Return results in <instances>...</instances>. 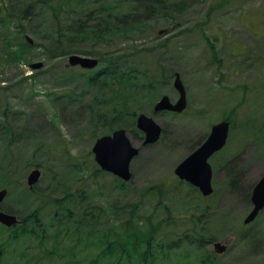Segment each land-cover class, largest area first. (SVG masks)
<instances>
[{"label":"rangeland","instance_id":"1","mask_svg":"<svg viewBox=\"0 0 264 264\" xmlns=\"http://www.w3.org/2000/svg\"><path fill=\"white\" fill-rule=\"evenodd\" d=\"M28 1L0 0V166L7 174L0 169V189L8 190L0 209L23 219L40 208V229L47 230L40 242L28 234L9 241L13 226L0 224V245L5 247L0 264H128V252L120 248L123 234L151 230L159 255L164 250L171 257L158 264H197L198 254L215 253L214 241L226 237L231 245L217 253V264H264V209L244 224L253 207V187L264 174V0H166L167 6L178 5L168 18L152 13L129 36L90 37L58 52L60 25L53 9L37 2L22 11ZM105 1L115 0L53 3L64 8L60 20L69 27L89 14L85 6ZM10 12L16 15L10 17ZM137 18L145 17L141 13ZM160 29L167 31L159 34ZM25 36L33 44L24 54L27 59L8 56L6 40L20 43ZM151 46L156 49L148 53ZM134 49L140 52L132 61L149 65L146 69L155 74L161 63L165 71L153 96L132 104L123 122L109 125L99 116L106 114L111 89L102 79L89 80L99 73L98 66L86 70L66 63L74 53L100 58ZM36 61L43 66L32 68ZM33 72L35 77H29ZM175 72L186 86L187 108L156 111L163 95L179 98ZM139 113L162 126L157 142L143 143ZM225 117L232 122L229 136L208 160L214 190L206 196L179 178L175 168ZM117 128H125L141 149L127 181L103 170L93 151L97 138ZM34 168L42 175L30 187L27 178ZM133 203L136 214L127 227ZM56 215L63 224L55 223Z\"/></svg>","mask_w":264,"mask_h":264},{"label":"trees","instance_id":"2","mask_svg":"<svg viewBox=\"0 0 264 264\" xmlns=\"http://www.w3.org/2000/svg\"><path fill=\"white\" fill-rule=\"evenodd\" d=\"M37 2H40L38 4L43 3L49 5V7L53 9L55 17L59 20L58 22L60 26H58V29L60 34L58 35V45H60V49L54 50L55 52L61 51L62 49L68 50L65 49L67 45L70 46L80 41L83 42L84 39L90 37L95 40H102L107 36H129L137 30L142 29V22L145 23L152 13L161 14L165 18H168L173 15L172 10H176L178 7V5L174 3L167 6L166 0L105 1L102 4L98 3L94 7L91 5L85 6L83 9L88 11L89 14H86L84 18L80 17L75 19L68 27L69 23L65 24L60 20L64 8L61 5H55L53 0H29L26 7L21 10L32 9V6L35 8L34 6L38 5ZM128 5H130V8L125 9L124 7ZM141 13H143V16L145 17L144 19L137 18ZM15 15L16 14L13 12H10L9 14L10 17ZM68 19L71 21L74 19V16L71 15ZM71 27L72 29H70ZM23 28H21V30H23ZM14 39L15 38L10 41L6 40V43H4V51L8 56L15 60L21 59L25 61L27 58L24 57V54H27V52L31 50L33 44L26 40V36L23 40H20V43ZM211 44L214 49V44ZM167 45L168 40L166 39L161 46L166 48ZM141 49L144 50V48ZM146 49V51L150 53L156 48L155 46H151ZM138 52H140L139 49H134L129 51L130 54L111 53V55L100 57L101 60H105L104 65L99 69V73L92 75L89 79L92 82H95L97 79H102L104 86L111 89L110 98H108L107 102H104V105L106 106V114H100L99 116L100 119L109 120V125H113L115 122H123L122 120H125V115L131 112L132 104L133 106H138L139 103H143L149 95L153 96L156 89V83L160 79L159 76L164 74L165 66H162L160 61V73H156L157 75L154 73V70L148 71L146 69L150 68L149 65L144 67V65L139 62L132 61L131 59H133ZM157 60L159 59L157 58ZM174 74L171 75L173 76ZM29 77H35V74H29ZM97 101L101 102V100ZM138 110H135L133 113L135 114ZM225 118L230 120L228 117ZM2 168H4V166H0L1 173H3L4 176L7 175L5 172L6 170ZM136 208V203L131 204L132 215H130L124 222L127 227H132L131 222L133 220V215L136 214ZM38 209L40 211V208H35V210H33L28 216L23 217V219L21 217L22 222L13 226V231L11 234H8L6 240H19V238L28 235L36 236L39 239V242L44 240L46 238L45 230H47V228L45 227L43 230L40 229L44 224L41 222ZM54 218L56 224H63L62 216L56 215ZM29 220H32V223L35 224L38 229L32 228ZM58 230L55 232L57 236ZM138 233L139 234H136L134 231H131L123 234V246H120V248L126 251V253L128 252V264H158L161 261L165 262L166 260H170L171 257L169 251L165 252L162 250L163 253L160 256L159 251L154 248L155 244H153L152 241L154 236L153 230L146 234L143 232ZM205 241L209 240L206 239ZM198 242V246L200 247L203 239L200 238ZM143 243L146 244L144 248H142ZM174 244L176 243L174 242L172 245ZM0 251L3 253L5 247L0 245ZM198 256L199 260L197 264H217L218 255L213 252L201 253L198 254Z\"/></svg>","mask_w":264,"mask_h":264},{"label":"water","instance_id":"3","mask_svg":"<svg viewBox=\"0 0 264 264\" xmlns=\"http://www.w3.org/2000/svg\"><path fill=\"white\" fill-rule=\"evenodd\" d=\"M160 33L163 30H159ZM99 60L97 58L72 54L69 57L67 66L81 64L83 67L92 68L97 66ZM42 62H34L32 68L42 67ZM175 87L180 93V97L176 102H172L168 95L162 96L155 105L156 111L172 110L183 111L187 106V92L182 81L180 73H176ZM137 126L145 132L144 144L157 142L162 134V127L152 117L141 113L137 117ZM230 122L222 120L212 126L208 138L193 153L188 155L176 167V174L192 184L198 186L204 195L213 192L212 185V166L208 162V158L220 150L227 141L229 134ZM95 158L101 167L107 171H111L125 180L132 177L130 171L131 161L136 157L140 148L135 146L130 140L124 128L116 129L112 135H103L99 137L93 146ZM41 177V170L34 168L28 175L27 182L32 187ZM7 188L0 189V204L7 195ZM251 199L253 207L246 215L244 223L248 224L255 220L260 211L264 209V174L255 184ZM21 220L12 213L5 212L0 209V223L12 226ZM229 241L218 240L214 242V250L216 253H224L227 251Z\"/></svg>","mask_w":264,"mask_h":264}]
</instances>
